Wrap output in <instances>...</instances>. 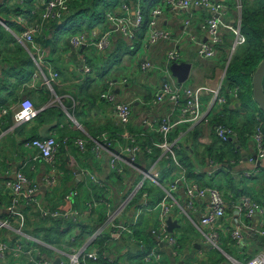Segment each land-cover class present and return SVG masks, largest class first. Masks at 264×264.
Instances as JSON below:
<instances>
[{"label": "built area", "instance_id": "built-area-1", "mask_svg": "<svg viewBox=\"0 0 264 264\" xmlns=\"http://www.w3.org/2000/svg\"><path fill=\"white\" fill-rule=\"evenodd\" d=\"M73 1L47 0L41 3L36 18L31 19L22 15L15 17V22L21 26V32L18 35H13V37L26 51L29 48L31 54L29 51L27 52L42 78V84L48 89H51L50 84L57 78V74L55 72H48L47 75L40 73L38 67L42 62L41 51L34 44V38L45 30V26L49 22L59 20L67 12L68 5ZM141 1L135 0L134 6H127L122 3L117 9L106 12L104 14V21L107 27L101 30L91 28L87 31L68 35V45L72 48L89 47L95 52L100 53L110 47L113 35L130 43L135 41V35L139 32L142 25L140 14ZM232 1L235 15L233 19L226 22L224 20L226 8L220 2L214 0H162L159 5L150 11L149 20L143 32L145 43L147 45H154L171 40L170 33L158 27L156 23V18H158L163 9H166L171 12H183L187 15L181 27L185 37L195 45L198 59L211 60L215 58V46L219 44L220 34L223 30L232 35L230 47V52L232 53L237 46H240L244 42V38L239 32L241 3L240 0ZM15 2L18 5L22 4V0H15ZM193 10L205 11L207 13L201 25V30L205 35L204 41L195 39L189 32L190 15ZM33 13V11L30 12V14ZM3 27L9 31L5 26ZM178 60L179 56L175 49L166 52L161 68L163 78L158 82L149 102L151 107H158L160 104H164L167 106L168 111L161 118L158 116L150 121L144 120L142 122L145 127L142 129L144 132H127L130 119V104L114 102V96L110 91L112 83L108 82L106 88L99 95L100 100L113 106V115L121 130L119 136L121 142H118L114 138L109 139L106 133L100 134L98 141L92 140L93 147L91 151L94 158L96 159L102 154H107V165L114 175H122L124 168L132 170L137 175L135 181L129 187H126L127 189H124V191L118 192L116 197L113 192H106L105 188L103 190L106 194L105 197H100L97 200L91 199L81 211L74 210L71 207L64 211L51 210L42 205L37 187L31 184L21 172H14L9 179H7V176L10 173L7 171L3 172V175L6 177V180L3 182V189L8 195L9 200L6 207V217L0 220V231L11 230L18 236V239L10 245L0 241V263L5 261L8 256L15 259L24 256L28 264H51L52 262L50 258L46 257V259L39 254L36 247L24 248L19 243L25 237L23 236L24 217L20 211V206L27 205L33 207L37 217L41 220H63L74 224L87 219L89 215L94 213L96 208H101L104 214L103 222L79 247H67L69 250L67 264H86L88 260L95 261L97 259L96 250L90 245L100 233L105 231L109 233L111 241L119 240L122 237H129L131 246H135L136 243L141 245L139 240L133 238L131 228L137 225L140 222V218L146 214L155 220V224L148 230V237L151 240L138 260L139 264H160L162 260L160 251L163 248L169 249L170 257H176L175 239L166 231L165 224L166 218H171L172 212L185 216L192 222V225L198 231L208 248L219 251L218 236L214 230V226L224 215V200L213 187H199L195 183L184 179L183 169L175 157L177 146L174 141H169L168 136L176 125L191 124L201 117L200 95L202 93L209 94L212 101L217 105L224 103V99L218 95L222 80H219L218 85L213 88L204 85L196 88L183 87L181 84L173 81L168 71L169 65L177 63ZM138 69L140 72L145 73L153 70L154 66L148 60H143L138 65ZM87 72L88 69L85 67L84 73ZM262 86L264 89V77L262 79ZM230 97L235 100V89L230 92ZM175 109L178 111L177 119L172 121L170 116ZM38 112L39 110L34 108L32 103L26 98L8 107L0 106V125L2 118L11 114V126L3 133H10L14 127L30 122ZM213 132L222 141L235 138V134L229 128L216 126L213 128ZM147 135L154 137L153 139L149 138V144L140 147ZM251 140L255 148V160L258 162L264 160L262 131L259 128L254 129ZM72 144L79 153H84L85 139H74ZM23 146L27 150H33V162L38 160L48 166L49 173L43 182L46 189L51 190L55 188L59 180L54 168V160L57 153L55 138L33 139L25 142ZM153 150L157 151V155L152 162L149 161L140 167L135 165L141 154L151 158ZM160 158L171 162L173 166L175 176L168 184L160 182ZM80 173L87 184L86 186L95 188L104 187L92 170L84 169ZM149 187L157 189L159 192L161 191V199L149 201V194L146 189ZM178 187H182L185 202L183 200L179 203L173 198V194L177 191ZM76 195L77 193L74 190L68 191L63 195V201L71 204ZM112 196L116 199L114 202H111ZM196 199L204 202L205 213L193 222L190 212L193 211V202ZM237 206V212H243L247 218L257 209L256 205L246 197L239 198ZM129 210H131L130 214L128 213ZM125 216H129V222H125ZM239 228H234L230 234L235 242H239L241 238ZM258 233L264 236L263 230H260ZM237 264H264V253L256 254L244 263Z\"/></svg>", "mask_w": 264, "mask_h": 264}, {"label": "crops", "instance_id": "crops-1", "mask_svg": "<svg viewBox=\"0 0 264 264\" xmlns=\"http://www.w3.org/2000/svg\"><path fill=\"white\" fill-rule=\"evenodd\" d=\"M214 1L220 2L225 6L226 17L224 20L226 22L233 19L235 12L232 0ZM6 3L7 6L16 4L14 0H7ZM206 16L207 13L205 11H191L189 32L195 39L203 41L205 39V35L201 30V25ZM186 17L187 15L183 12H171L170 10L163 9L158 18H156V23L158 27L170 33L171 40L154 45H147L143 33L137 32L134 39L135 41L133 43L128 42L130 54H126L124 56L125 59L124 57L119 58L118 62H113L115 53H119L118 48L114 46V41L116 38H119L116 35L111 37V44L107 50L97 53L89 47H70L67 43V37L63 39H61V37H54L52 39L50 34H47L46 39L50 40L49 43L44 47L41 45L38 46L41 51L42 60L38 69L43 75H47L48 72H55L57 74V78L50 84L51 89H48L42 84V78L32 61L34 70L32 69V71H30L27 81L18 87L14 91V94H16L18 101L26 98L32 103L33 107L38 110H43L47 107H55L60 111L61 116L58 119V128L55 133H53L52 137L56 138L59 137V135H64L72 138V141L74 139L83 140L87 138L88 131L94 136H98L100 133H106L108 136H111L112 131L119 132L118 124L113 115L112 104L99 99V95L106 88L107 83L110 82L112 83L110 91L114 96V102L130 104V119L127 132H144V130H142L145 128L142 124L144 120L150 121L158 116L161 118L166 115L168 111L166 105L160 104L158 107H151L149 101L158 82L163 78L161 68L163 66L165 54L169 50L175 49L177 51L179 56L177 63L183 62L189 65L187 78L181 84L183 87L196 88L204 85L213 88L219 83L222 71L220 72V68L217 67V60L215 58L211 60L198 59L195 45L185 37L181 24ZM105 27L107 26L104 23L103 25L93 28L101 30ZM137 43L140 45L138 46ZM141 45H144V48L141 47ZM21 47L24 48L23 46ZM133 54L137 55L139 59L137 62L132 59ZM0 59L2 58L0 57ZM143 60H148L154 66V69L145 73L140 72L138 65ZM109 65L112 67H109ZM85 67L88 69L87 73H84ZM158 70H160V75L157 74ZM108 73H110L113 78H111V76L108 78L106 76ZM66 106L74 109L73 115L66 111ZM200 110L201 117L196 122L185 125L179 124L172 128L170 133H172L174 128L187 126L184 132L178 133L175 142H182L185 133L191 128L197 127L199 130V136L196 140L197 143L200 145H207L210 143V130L213 127L210 125L209 121L214 115L219 113L220 105L213 102L209 94L202 93L200 95ZM177 112V109H175L170 116L172 121L177 119ZM24 124V131H27L32 126V121ZM48 131L45 136L48 134ZM11 135V132L2 133L0 135V143L2 142L0 146V178H6L3 175L4 171L10 173L7 179L11 178L14 172H21L31 184L37 187L42 205L47 208L51 209V205L59 199L62 193L71 190H74L78 194L83 192V190L88 192L89 186H86L87 184L80 173L84 169L92 170L97 179L104 188H106V192H113L115 197L118 192L127 189L126 187H129L137 177L135 172L127 168H124L122 175H114L108 168L107 154H102L99 158H94V161L87 162L79 156L81 153L77 152L78 154H75L71 150L66 149L64 155H59L54 160L55 173L57 172L59 179L57 181V186L48 190L43 182L44 178L49 173L48 166L38 160L33 162V150H27L24 146L23 154H21L19 150L13 151L9 147V143L6 144L7 140L5 139V136ZM153 137L154 136H150L151 139H153ZM14 140L18 143L21 141L20 138ZM241 143V146L239 144L237 146L239 155L238 160H229V165L226 166L223 164L222 167L226 171V175L231 178L232 186H235L238 192L241 193L240 196L245 194L252 200L258 198L257 201H260L263 205L261 206L259 204L260 202L256 203L257 205L253 202L257 209L247 218L243 212H237L239 199L233 203L224 201V215L214 226L219 245V251H216L220 252L225 260V262L221 264L244 263L254 255L264 253V248L260 245V237L263 235H259L258 233L260 230L264 231V173L260 171V169H264V160L259 161V163L256 162L255 148L251 138L248 137L246 141ZM188 145H190L189 141H187V146H185V148H188ZM58 157L62 160L59 161ZM154 159L155 157L147 158V156L141 154L135 165L140 167L149 161L152 162ZM162 161L165 160L160 158V172L163 170ZM215 171V168L205 166L202 169L199 168L198 172H201L207 178ZM222 175V172L217 173L213 180L219 181L220 184H218V187L225 189V187H227L225 184L226 179L223 178ZM169 176L167 181L160 182L162 184L170 183L175 173L170 170ZM112 179L114 180L113 184L110 183ZM212 186L215 187L213 184ZM178 188L176 193L173 194V198L181 203L184 200V196L181 187ZM153 192L154 188H151L148 193L152 194ZM115 197L112 196L111 202L116 200ZM148 197L149 201H152L149 195ZM183 202H185V200ZM7 205V199L2 198L0 200V220L3 215L6 214ZM193 205L194 208L193 211L190 212V217L191 220L195 222L205 213V204L203 201L196 199ZM131 210L128 211L129 214ZM129 221V216H125V222ZM143 221V227L148 230L155 224V220L147 214L143 216ZM171 221L175 222L170 234L174 237L175 243L177 242V255L174 258L170 257L169 249L163 248L160 251L162 260L163 257L166 258L163 263L195 264L196 262H200L203 264L207 258L206 253L210 248H208L203 241L198 231L192 225V222L185 216L176 214L175 212L171 214ZM142 222L140 221V226ZM189 227H191L193 231H191ZM236 227H240L241 238L239 242H235L230 235L231 231ZM11 233H13L11 230L0 231V241L9 244ZM23 236H25L24 238L26 240L34 244V246L30 247L41 246L50 251L49 255L43 256L44 258L48 257L52 261L56 259L57 264L68 263L67 255L69 250L66 246L62 245L61 247L63 249L59 250L45 246L42 242L24 233ZM138 236H140L138 240L141 242V237L143 235ZM120 240L121 239H116L111 241L113 242L111 244H120ZM124 251L125 249H121L119 254L121 255ZM0 264H28V262L24 256L17 259L8 256L6 260Z\"/></svg>", "mask_w": 264, "mask_h": 264}, {"label": "trees", "instance_id": "trees-1", "mask_svg": "<svg viewBox=\"0 0 264 264\" xmlns=\"http://www.w3.org/2000/svg\"><path fill=\"white\" fill-rule=\"evenodd\" d=\"M46 1L22 0V4L18 5L14 0L17 5L12 4L11 6H7V0H0V57L2 58L0 59V106L2 107H8L19 102L14 91L27 81L30 71L32 69L34 70L32 60L27 52L29 51L31 54V51L29 48H27V51L22 48L13 37V35H18L21 32V26L15 22V17L22 15L31 19L36 18L41 3ZM161 1L142 0L140 2L142 25L139 32H144L149 20L150 11L159 5ZM122 3L127 6H134L135 0H74L68 5L67 12L59 20L49 22L45 26V30L34 38V44L37 47L47 45L50 41L46 39L47 34H50V37L53 39L54 37H60L64 32L72 35L78 31H87L95 26L103 25L105 23L104 14L117 9ZM240 3L239 32L244 38V42L233 50L228 59L232 35L226 30L221 31L220 42L215 46V59L217 60V67L221 70L228 60L218 92V95L224 99V103L220 105L219 113L214 115L209 121L213 128L216 126L229 128L235 134V138L222 141L214 135L212 128L210 130V143L200 145L196 141L199 136V130L197 127H193L185 133L182 142H175L178 133L186 130L187 126H181L174 128L172 133L169 134L168 139L169 141H174L177 146L175 157L183 169V176L186 181L195 183L199 187H213V178L217 173L222 172V177L226 179L225 184L227 187L225 189L218 186L213 188L218 191L224 201L233 203L241 197H246L256 204L260 202L257 201L258 198L253 199V201L245 194L240 196L241 193L238 192L235 186H232L231 178L226 175V171L222 167L223 164L228 166L229 160H238V144L241 146V142L246 141L248 137L251 138L255 128H259L262 131V142L264 144V115L252 101L251 95L252 74L264 57V0H240ZM32 11L34 13L30 14ZM3 26L9 31L5 30ZM114 46L118 48L119 53H115L113 62H118L119 58L130 54L128 50L130 46L126 40L116 38ZM109 67L112 66L109 65ZM41 69L45 72L42 67ZM234 89L236 90L235 100L230 97V92ZM262 91L264 94L263 86ZM65 108L69 114H74L73 108L71 109L67 106ZM60 116V111L55 107H47L39 111L31 120L32 126L29 130L24 131V123L14 127L11 131L12 135L5 136L7 140L6 144L9 143V147L13 151L19 150L23 154V144L25 142L40 139L37 136V129L43 124H50L56 121L55 126L46 135V137H52L58 128V119ZM10 117L11 114H8L2 118L0 133H3L11 126ZM115 132L112 131L111 136H108V138H114L118 142H121L119 138L121 134L120 128L119 132ZM17 136L21 139L19 143L14 140L18 139ZM98 136H94L88 131V136L85 138V151L83 154H79V156L87 162L95 160L91 151L93 147L92 140L98 141ZM149 138L150 136L147 135L140 147L149 144ZM187 141L190 142V145H188V148H185ZM55 142L57 144L56 157L62 154L64 155L66 149L71 150L75 154L79 153L73 146L72 138L70 137L59 135V137L55 138ZM156 155L157 151L153 150L151 158L156 157ZM58 160L60 161L62 159L58 157ZM162 163L163 170L160 172V181L164 182L169 179L170 170L173 171V166L169 161H162ZM205 166L216 169L207 178L204 174L198 172L199 168L202 169ZM260 171L264 173V169H260ZM206 179L207 182H204ZM4 180L6 179L0 178V200L5 198L8 203V195L3 189ZM88 188V192L83 190V192L77 193L71 204L63 201V195L66 192L62 193L59 199L51 205V210L64 211L71 207L74 210L81 211L91 199L97 200L100 197H105L104 187L95 188L89 186ZM151 188H146L147 193ZM149 196L151 197L150 200L156 201L159 198L161 199L162 193L154 189V192L152 194L150 193ZM259 204L261 206L263 205L261 202ZM20 208L24 217L23 233L42 242L45 246L59 250L63 249L61 247L62 245L69 248L79 247L104 220V214L102 210H97L98 208L87 219L75 224L63 220H41L37 217L35 210L30 205L20 206ZM31 216L35 217L37 221L33 220ZM5 217L6 214L3 215L1 220ZM140 221H143V217L140 218ZM139 223L132 227L131 231L133 238L137 240L140 237L138 235H143L141 237V245L136 243L132 247L129 243V237H122L120 244H111L113 242H111L109 233L106 231L102 232L90 245L96 250L97 259L95 261L88 260L86 264H139L138 260L143 255L144 250L151 240L148 237V229L143 227L144 221L141 223V226ZM189 228L193 231L191 227ZM10 237L9 245L18 239V236L14 233H11ZM21 240L19 243L24 248L34 246L32 242H29L25 238ZM260 245L264 248V236L260 237ZM36 249L42 256L50 254V251L44 247L36 246ZM121 249H125V251L120 255L119 252ZM206 257V261L203 264H221L225 262L224 257L216 250L208 249Z\"/></svg>", "mask_w": 264, "mask_h": 264}, {"label": "water", "instance_id": "water-1", "mask_svg": "<svg viewBox=\"0 0 264 264\" xmlns=\"http://www.w3.org/2000/svg\"><path fill=\"white\" fill-rule=\"evenodd\" d=\"M231 55V52H229L228 59ZM227 62L224 64L222 72H221V78L220 81L223 78L224 71L227 66ZM169 74L171 78L174 79L175 83L182 84L188 75L189 71V65L183 62L180 63H171L168 67ZM264 77V57L261 60V62L258 64L257 68L255 69L254 73L251 77V95H252V101L255 103L259 111L264 115V94L262 91V79ZM41 111V110H39ZM56 122L53 121L50 124H43L37 129V136L40 139L45 138V134L48 130L52 129L55 126ZM259 163L258 161H256ZM166 224V231L168 233L172 232V228L175 225V222L171 221L170 217H167L165 220ZM52 264H57V260H53Z\"/></svg>", "mask_w": 264, "mask_h": 264}, {"label": "rangeland", "instance_id": "rangeland-1", "mask_svg": "<svg viewBox=\"0 0 264 264\" xmlns=\"http://www.w3.org/2000/svg\"><path fill=\"white\" fill-rule=\"evenodd\" d=\"M69 34H68V32H64V33H62L61 35H60V37H61V39H63V38H65V37H67ZM138 44V46L140 45L139 43H137ZM141 47H143L144 48V45H141ZM124 59H125V57H124ZM132 59L133 60H135L136 62L139 60L138 58H137V55H135V54H133L132 55ZM222 70L220 69V72H221ZM157 74H159L160 75V70H158V73ZM163 75V74H162ZM161 75V76H162ZM108 78L111 76V74L110 73H108L107 75H106ZM111 78H113V76H111ZM111 182L110 183H114V180L112 179V180H110ZM204 182H207V179L206 180H204ZM212 184L214 185V186H218V184H220V182L219 181H216V180H213L212 181ZM97 210H101L100 208H98ZM96 210V211H97ZM32 217V216H31ZM152 218V217H151ZM32 219L33 220H35V221H37L36 220V218L35 217H32ZM179 219H181V218H179ZM34 222V221H33ZM166 260V258H164L163 257V260H161L160 261V264H164L163 263V261H165ZM195 264H200V262H196Z\"/></svg>", "mask_w": 264, "mask_h": 264}]
</instances>
